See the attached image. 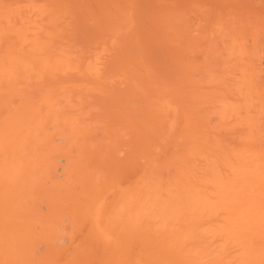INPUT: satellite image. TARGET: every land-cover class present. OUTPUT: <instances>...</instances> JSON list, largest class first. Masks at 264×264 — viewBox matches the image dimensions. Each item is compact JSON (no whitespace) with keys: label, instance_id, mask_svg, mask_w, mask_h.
<instances>
[{"label":"bare ground","instance_id":"6f19581e","mask_svg":"<svg viewBox=\"0 0 264 264\" xmlns=\"http://www.w3.org/2000/svg\"><path fill=\"white\" fill-rule=\"evenodd\" d=\"M0 264H264V0H0Z\"/></svg>","mask_w":264,"mask_h":264}]
</instances>
